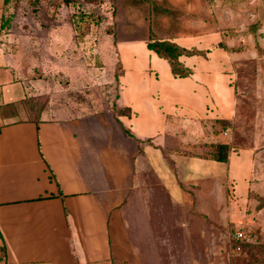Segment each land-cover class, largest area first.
I'll return each instance as SVG.
<instances>
[{"label": "crops", "instance_id": "0c3cea01", "mask_svg": "<svg viewBox=\"0 0 264 264\" xmlns=\"http://www.w3.org/2000/svg\"><path fill=\"white\" fill-rule=\"evenodd\" d=\"M175 26L153 33L199 52L178 58L190 74L174 76L148 37L141 62L121 45L122 114L39 107L34 75L0 63V264H218L226 254L223 229L246 224L255 152L232 150L226 163L197 153L228 144L233 62L210 25ZM192 124L207 141L191 138Z\"/></svg>", "mask_w": 264, "mask_h": 264}, {"label": "rangeland", "instance_id": "374dc122", "mask_svg": "<svg viewBox=\"0 0 264 264\" xmlns=\"http://www.w3.org/2000/svg\"><path fill=\"white\" fill-rule=\"evenodd\" d=\"M189 20L210 25L228 48L237 101L233 120L222 125L224 138L234 151L255 152L246 224L223 229L227 251L214 262L264 264V0H7L0 7V63L17 71L20 62L34 75L29 90L39 107H62L69 118L115 111L121 45L134 44L122 49L141 62L146 48L140 39ZM191 127L194 141H207L199 125ZM237 246L241 251L232 257Z\"/></svg>", "mask_w": 264, "mask_h": 264}, {"label": "trees", "instance_id": "16d2710c", "mask_svg": "<svg viewBox=\"0 0 264 264\" xmlns=\"http://www.w3.org/2000/svg\"><path fill=\"white\" fill-rule=\"evenodd\" d=\"M3 1H4V5H3L4 7L5 4H7V0H3ZM31 1H36V0H31ZM147 37H148L147 38L148 50L154 52L156 55H158V57L167 60L168 63L170 64L174 76L186 77L190 74L189 71L186 68H184V66L178 61V58L183 55L192 56L195 54H199V52L195 50L188 51L172 42L159 40L152 33V31L149 32ZM218 46L219 48L228 50V48L222 43H219ZM115 111L117 113L122 114V113H126L127 110L115 108ZM203 148L206 149V153L203 154L204 157H210L212 160L222 163H226L228 161V155L232 151V148L231 146H229V144H223V143L204 144ZM239 247L241 251V246Z\"/></svg>", "mask_w": 264, "mask_h": 264}, {"label": "built area", "instance_id": "2783aa9c", "mask_svg": "<svg viewBox=\"0 0 264 264\" xmlns=\"http://www.w3.org/2000/svg\"><path fill=\"white\" fill-rule=\"evenodd\" d=\"M223 136H224V137H227V136H228V133H227V132H224ZM235 239H236L237 241H243V240L245 239V237H244L243 233L238 232V233H236V235H235ZM239 252H240V247H239V246L235 247V249H234V251H233V253H232V256H233V257H234V256H237V255L239 254Z\"/></svg>", "mask_w": 264, "mask_h": 264}]
</instances>
